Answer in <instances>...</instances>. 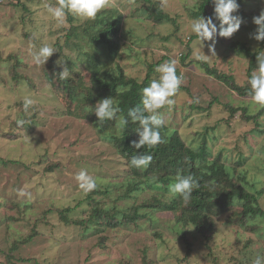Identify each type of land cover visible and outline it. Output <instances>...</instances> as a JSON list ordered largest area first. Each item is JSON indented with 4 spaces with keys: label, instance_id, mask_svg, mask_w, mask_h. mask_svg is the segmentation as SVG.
I'll return each mask as SVG.
<instances>
[{
    "label": "rangeland",
    "instance_id": "rangeland-1",
    "mask_svg": "<svg viewBox=\"0 0 264 264\" xmlns=\"http://www.w3.org/2000/svg\"><path fill=\"white\" fill-rule=\"evenodd\" d=\"M205 1L166 0L162 7L164 0H114L115 6L102 13L120 20L119 50L111 57L101 46L94 57L102 63V75L121 67L143 81L152 68L150 82L159 76L158 64L175 60L184 80L174 105L161 110L166 124L178 128L197 149L207 140L211 153L221 154L227 165L242 160L234 175L245 177V186L258 194L264 209V107L252 102L247 83L257 64L252 65L254 56L245 49H236L243 43L256 58L264 53V43L251 35L257 28L253 17L264 9V0H239L244 22L233 37L217 38L212 55L188 27L194 17L212 15L209 4L208 13L202 12ZM55 3L0 0V264H253L257 255L264 256V216L240 226V209L229 211L215 217V232L206 238L177 223L172 212L156 210L158 200L172 197L157 188L163 183L156 177L131 175L114 147L121 136L117 121L101 123L96 116L94 121L100 99L95 95L93 103L86 97L93 90L90 68L96 61L87 60L93 49L84 42L85 30L96 19L68 16L58 24L46 11V5ZM154 8L172 20L156 22ZM42 43L59 51L46 65H36L32 58ZM197 56L233 76L247 93L240 95L207 74ZM59 59L66 61L69 78L81 84L84 95L74 101L63 89L64 80L57 79ZM25 96L36 101L28 113L23 110ZM18 119L25 120L23 127L17 126ZM82 170L97 181L94 200L85 202L75 178ZM89 203L99 204L121 226L89 222ZM135 208L148 215L136 222L127 219Z\"/></svg>",
    "mask_w": 264,
    "mask_h": 264
},
{
    "label": "trees",
    "instance_id": "trees-1",
    "mask_svg": "<svg viewBox=\"0 0 264 264\" xmlns=\"http://www.w3.org/2000/svg\"><path fill=\"white\" fill-rule=\"evenodd\" d=\"M207 4L212 6L209 0L201 4L202 12L205 14L208 13L206 8ZM151 17H154L155 21L158 23L172 20L162 9L156 8L152 10ZM70 19L72 20V18ZM121 28L119 19L112 18L108 20L105 18L104 14L99 16L98 19L95 20V23L86 25L85 34L89 31L88 35L90 37L85 35L84 42L87 44L89 43L93 49L92 53L88 55L87 60L92 61L94 58L96 62H94L93 68H90L93 90L85 96L93 103L95 95L99 97L98 99L110 96L122 110L118 115L127 116L128 109L140 105L141 90L150 83L152 68L143 81H140V79L136 77H129L124 73L121 67L117 68L119 72L113 73L107 71L105 75H102L103 73L99 68L102 63L98 62L99 59L94 57L96 53L95 48L101 46L109 50V55L111 57L118 52L120 47L119 39ZM91 30L92 32H90ZM75 32L73 33L75 34ZM70 35L68 34L69 38L71 37ZM236 49L237 51L245 49L248 54L254 56L252 65H255L256 54L252 53L246 44L237 43ZM103 64L105 66L107 65V63ZM253 66L250 67V70H252ZM203 67L207 74L229 84L232 89L239 92L240 95H245L247 93L245 88L235 83L233 76L220 73L206 61L203 62ZM50 77L48 76V79L52 81V77ZM58 78L59 77H57V79ZM61 84H63V89L67 92L68 97L71 98L72 101L84 95L81 90L80 82H77V80L73 78H68L61 82ZM85 96L83 98H85ZM85 110L90 112L89 108L86 106ZM93 118L95 121V114ZM109 121L110 120H107L106 122ZM138 127V124L130 122L126 127L121 128V136L117 138L114 144V147L117 148L119 153L126 159L132 171L131 175L136 178L150 177L152 180L156 177L158 181L163 183V186H157V188L163 190V192H168L169 183L174 182L178 173L184 176L190 175L198 182V186L194 189L191 199L187 203L179 197L171 198L168 201L158 200L159 204L155 206L157 211L172 212L177 219V223H183L184 226L196 230L197 233L202 234L206 238H208L211 233L213 234L215 232V217L229 211H236L237 208L240 209L238 212L239 214L237 213L239 218L237 224L240 226L247 225L248 218H255L260 215L264 216V209H262L259 204L258 194L248 190L244 184V180L246 181L244 176L236 177L234 175L237 171V167L242 165V160L238 161L233 166L227 165L223 162L221 154L213 155L211 153L207 145V140H203L200 147L197 149L187 142L178 128L168 124L160 130L163 138L161 144L152 149L145 146L137 150L132 142L138 141L139 139L135 131ZM138 154L152 155L153 159L148 168L141 170L129 164L130 158ZM131 181L134 182L135 180L133 179ZM153 183L156 184L154 181ZM135 187L137 188L139 185L136 184ZM95 192V190L87 193L84 192L86 195L85 202L87 200H94V197L97 195V192ZM88 205L92 208V213L88 218L89 222L98 226L102 220L103 222L105 221L109 227L121 226L119 225L121 220L113 224L108 216L103 214V210L99 208V204L89 203ZM139 208H135L131 215H127V219L136 222L140 217H146L148 215L140 214ZM115 216L116 215H114V217ZM187 243L190 248L191 244L189 242Z\"/></svg>",
    "mask_w": 264,
    "mask_h": 264
},
{
    "label": "clouds",
    "instance_id": "clouds-1",
    "mask_svg": "<svg viewBox=\"0 0 264 264\" xmlns=\"http://www.w3.org/2000/svg\"><path fill=\"white\" fill-rule=\"evenodd\" d=\"M213 6L212 15H198L189 22V30L194 34L203 46H207L211 55L215 53V44L217 38H231L241 28L244 22L243 17L239 15V0H209ZM166 0L162 2L165 6ZM114 0H56L55 5H46L47 13L52 19L63 24L66 17L82 21L95 20L98 15L110 7H114ZM193 7V5H189ZM253 23L257 26L252 38L258 42H264V9L260 14L253 17ZM59 50L49 43H42L39 51L33 55V62L36 65L45 64ZM196 59L204 61L205 57L197 56ZM57 65L62 66L59 72L61 80H67L71 73L66 67V61L57 60ZM176 61L169 60L158 64L155 71L159 73L157 79H153L147 86L141 90L140 105L128 109L127 116L118 115L121 108L109 96L100 99L92 113L97 120L103 123L107 120H116L117 128H124L130 122L138 124L135 130L139 136L138 141H133L134 147L139 150L147 146L149 149L156 147L163 142L161 129L166 126V121L161 114V110L171 108L175 103L181 85L183 83V74H177ZM257 69L252 71L247 83L250 85L249 95L254 104L264 107V53L258 52L256 58ZM36 104L34 98L25 96L23 99V110L28 113ZM24 119H18L16 124L23 127ZM152 155L138 154L130 158L129 164L137 169H146L152 162ZM79 187L85 192H91L97 187L96 179L87 171L82 170L76 175ZM198 182L192 176H184L178 173L174 182L169 183L168 193L172 198L179 197L184 202L191 199L194 189ZM20 195H25L20 192ZM253 264H264V256L257 255Z\"/></svg>",
    "mask_w": 264,
    "mask_h": 264
}]
</instances>
